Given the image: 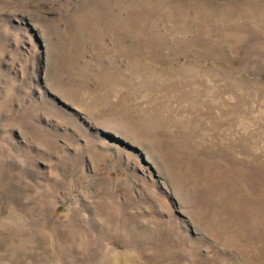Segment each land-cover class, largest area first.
<instances>
[{"label": "rangeland", "instance_id": "obj_1", "mask_svg": "<svg viewBox=\"0 0 264 264\" xmlns=\"http://www.w3.org/2000/svg\"><path fill=\"white\" fill-rule=\"evenodd\" d=\"M0 264H264V0H0Z\"/></svg>", "mask_w": 264, "mask_h": 264}]
</instances>
